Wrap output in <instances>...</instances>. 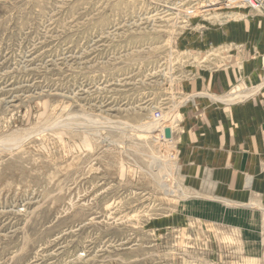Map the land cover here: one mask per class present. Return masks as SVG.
I'll return each instance as SVG.
<instances>
[{
	"label": "rangeland",
	"instance_id": "1",
	"mask_svg": "<svg viewBox=\"0 0 264 264\" xmlns=\"http://www.w3.org/2000/svg\"><path fill=\"white\" fill-rule=\"evenodd\" d=\"M241 11L264 17L243 0H0V264H264L246 207L189 193L179 159L207 34ZM262 60L231 101L264 96Z\"/></svg>",
	"mask_w": 264,
	"mask_h": 264
},
{
	"label": "crops",
	"instance_id": "2",
	"mask_svg": "<svg viewBox=\"0 0 264 264\" xmlns=\"http://www.w3.org/2000/svg\"><path fill=\"white\" fill-rule=\"evenodd\" d=\"M207 38L217 58L208 73L186 86L195 98L179 147L182 177L187 191L202 192L204 201L246 207V213L235 214L249 217L239 228L245 255L252 259L249 249L259 247L264 257V96L242 102L228 97L233 88L248 90L260 83L264 17L234 12ZM254 216L259 217V242L247 236L253 232Z\"/></svg>",
	"mask_w": 264,
	"mask_h": 264
},
{
	"label": "built area",
	"instance_id": "3",
	"mask_svg": "<svg viewBox=\"0 0 264 264\" xmlns=\"http://www.w3.org/2000/svg\"><path fill=\"white\" fill-rule=\"evenodd\" d=\"M243 3L251 9L260 11H262V9H260V6H264V0H243Z\"/></svg>",
	"mask_w": 264,
	"mask_h": 264
},
{
	"label": "bare ground",
	"instance_id": "4",
	"mask_svg": "<svg viewBox=\"0 0 264 264\" xmlns=\"http://www.w3.org/2000/svg\"><path fill=\"white\" fill-rule=\"evenodd\" d=\"M156 4V3H155ZM168 7V6H167ZM260 9H262V12L264 11V6H260ZM263 85V84H262ZM240 89V88H239ZM238 91V90H237ZM238 94V93H237ZM257 94V93H256ZM251 95V94H250ZM210 97V96H209ZM225 100V99H224ZM145 127V126H144ZM147 127V126H146ZM157 129V128H156ZM145 130V129H144ZM146 131V130H145ZM159 132V131H158ZM146 133V132H145ZM154 133V132H153ZM152 135V134H151ZM144 137V136H143ZM155 137V136H154ZM153 137V138H154ZM144 139V138H143ZM163 178V177H162ZM161 178V179H162ZM159 179V178H158ZM160 180V179H159ZM230 201V200H229Z\"/></svg>",
	"mask_w": 264,
	"mask_h": 264
}]
</instances>
